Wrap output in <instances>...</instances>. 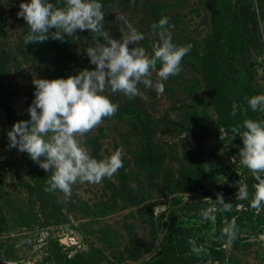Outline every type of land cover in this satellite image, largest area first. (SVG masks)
<instances>
[{"label": "rangeland", "instance_id": "1", "mask_svg": "<svg viewBox=\"0 0 264 264\" xmlns=\"http://www.w3.org/2000/svg\"><path fill=\"white\" fill-rule=\"evenodd\" d=\"M21 2L29 0H0V264H264V225L254 227L264 202L252 207L255 181L231 132L245 119L264 121L246 101L264 94V0H99L113 38L127 30L123 15L151 54V25L166 16L173 43L192 47L162 95L142 84L132 99L105 93L119 109L83 143L96 159L122 149L123 167L100 184L74 185L70 197L44 191L49 174L10 149L7 133L30 119L33 79L94 69L86 54L94 34L25 45ZM218 193L230 210L215 203ZM210 207L214 222L202 219ZM233 223L230 238L223 230Z\"/></svg>", "mask_w": 264, "mask_h": 264}, {"label": "clouds", "instance_id": "2", "mask_svg": "<svg viewBox=\"0 0 264 264\" xmlns=\"http://www.w3.org/2000/svg\"><path fill=\"white\" fill-rule=\"evenodd\" d=\"M102 8L99 0H63V6H56L49 0L19 4L17 17L26 21L30 29L24 37L25 45L45 42L49 38L63 41L65 36L72 37L78 30L93 33L95 41L94 46L86 49L94 69L80 70L66 79H33L35 98L27 109L30 119L14 123L7 133L10 149L26 152L49 174L45 192L58 191L70 197L74 185L100 184L116 174L123 167L122 149L96 159L83 143L89 132L99 127L105 118L114 117L119 109L105 93H121L132 99L142 95L139 88L142 84L162 95L165 91L163 81L182 71L181 62L192 47L191 44L177 46L173 43L170 29L174 25L170 26L165 16L151 25L158 39L152 43L149 54L140 46L144 34L123 15L118 19L127 30L121 29V39L113 38L104 29ZM153 73L155 81L151 78ZM246 101L253 112L264 113V94L246 97ZM236 111L237 105L233 103L231 114L235 116ZM231 132L232 139L239 136L242 141L238 162L253 175L252 207L258 209L264 202V121L245 119ZM232 163H237L236 157L232 158ZM247 187L246 184L239 186L238 198H248ZM215 203L225 211L231 209V204L225 203L219 193ZM215 211V207L204 210L202 219L214 222ZM233 229L234 223L223 231L234 238ZM189 244L197 255L203 250L191 239Z\"/></svg>", "mask_w": 264, "mask_h": 264}, {"label": "trees", "instance_id": "3", "mask_svg": "<svg viewBox=\"0 0 264 264\" xmlns=\"http://www.w3.org/2000/svg\"><path fill=\"white\" fill-rule=\"evenodd\" d=\"M262 225H264V219L261 220L260 222L256 223V224H254V227L257 228V227L262 226ZM222 236H223V235H222ZM166 251H167V250H165V249L162 250L163 256L167 255V254H166ZM161 261H162V260L150 261V262L147 263V264H161Z\"/></svg>", "mask_w": 264, "mask_h": 264}]
</instances>
